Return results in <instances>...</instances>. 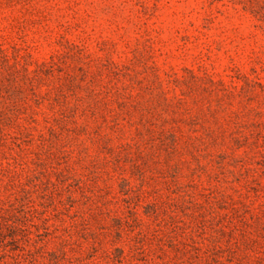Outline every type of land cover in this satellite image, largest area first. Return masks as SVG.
Masks as SVG:
<instances>
[{
  "label": "rangeland",
  "instance_id": "374dc122",
  "mask_svg": "<svg viewBox=\"0 0 264 264\" xmlns=\"http://www.w3.org/2000/svg\"><path fill=\"white\" fill-rule=\"evenodd\" d=\"M0 264H264V0H0Z\"/></svg>",
  "mask_w": 264,
  "mask_h": 264
}]
</instances>
